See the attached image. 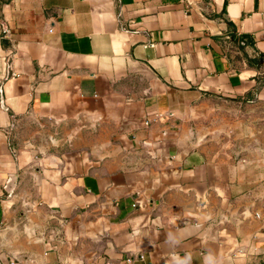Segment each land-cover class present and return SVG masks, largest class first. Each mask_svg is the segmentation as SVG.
Here are the masks:
<instances>
[{
    "label": "crops",
    "instance_id": "0c3cea01",
    "mask_svg": "<svg viewBox=\"0 0 264 264\" xmlns=\"http://www.w3.org/2000/svg\"><path fill=\"white\" fill-rule=\"evenodd\" d=\"M262 99L264 0H0V264H264Z\"/></svg>",
    "mask_w": 264,
    "mask_h": 264
},
{
    "label": "rangeland",
    "instance_id": "374dc122",
    "mask_svg": "<svg viewBox=\"0 0 264 264\" xmlns=\"http://www.w3.org/2000/svg\"><path fill=\"white\" fill-rule=\"evenodd\" d=\"M212 103L216 120L214 125L226 132L223 134L221 131V137L231 145L233 159L237 163L242 159H252L260 148L262 166H248V171L262 169L264 175V99L235 102L215 100ZM226 130H230V134L227 135Z\"/></svg>",
    "mask_w": 264,
    "mask_h": 264
},
{
    "label": "built area",
    "instance_id": "2783aa9c",
    "mask_svg": "<svg viewBox=\"0 0 264 264\" xmlns=\"http://www.w3.org/2000/svg\"><path fill=\"white\" fill-rule=\"evenodd\" d=\"M140 258H142V256H140Z\"/></svg>",
    "mask_w": 264,
    "mask_h": 264
}]
</instances>
